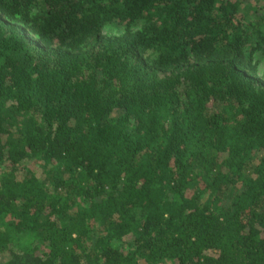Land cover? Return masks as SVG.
Wrapping results in <instances>:
<instances>
[{"label":"trees","instance_id":"trees-1","mask_svg":"<svg viewBox=\"0 0 264 264\" xmlns=\"http://www.w3.org/2000/svg\"><path fill=\"white\" fill-rule=\"evenodd\" d=\"M0 264H264V0H0Z\"/></svg>","mask_w":264,"mask_h":264}]
</instances>
